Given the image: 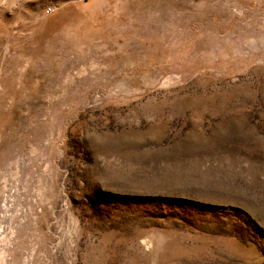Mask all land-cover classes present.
<instances>
[{
    "label": "rangeland",
    "instance_id": "1",
    "mask_svg": "<svg viewBox=\"0 0 264 264\" xmlns=\"http://www.w3.org/2000/svg\"><path fill=\"white\" fill-rule=\"evenodd\" d=\"M0 264H264V0H0Z\"/></svg>",
    "mask_w": 264,
    "mask_h": 264
},
{
    "label": "built area",
    "instance_id": "2",
    "mask_svg": "<svg viewBox=\"0 0 264 264\" xmlns=\"http://www.w3.org/2000/svg\"><path fill=\"white\" fill-rule=\"evenodd\" d=\"M47 11H50V10H47Z\"/></svg>",
    "mask_w": 264,
    "mask_h": 264
}]
</instances>
